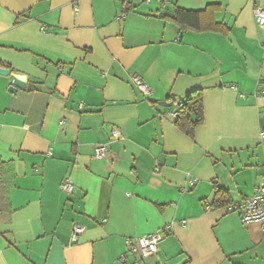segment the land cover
I'll use <instances>...</instances> for the list:
<instances>
[{
    "label": "crops",
    "instance_id": "obj_1",
    "mask_svg": "<svg viewBox=\"0 0 264 264\" xmlns=\"http://www.w3.org/2000/svg\"><path fill=\"white\" fill-rule=\"evenodd\" d=\"M210 4L226 32L164 16ZM253 7L0 0V67L25 80L10 92L0 74V264H264L262 223L205 209L216 188L232 203L252 195L264 172V26ZM194 89L204 118L190 136L172 113ZM96 145L107 155L94 157ZM74 224L83 229L71 241ZM158 229L154 255L127 251L126 238Z\"/></svg>",
    "mask_w": 264,
    "mask_h": 264
},
{
    "label": "built area",
    "instance_id": "obj_2",
    "mask_svg": "<svg viewBox=\"0 0 264 264\" xmlns=\"http://www.w3.org/2000/svg\"><path fill=\"white\" fill-rule=\"evenodd\" d=\"M250 1L254 4L253 15L256 23L260 26H264V4L257 5L256 0ZM131 81L142 94H147L149 92L148 86L142 77L135 75L132 77ZM180 105L179 103L177 107H180ZM172 116L176 117L175 111L172 113ZM112 136H118V131L116 129L113 130ZM107 153L108 149L105 145H96L94 147L93 156L96 158H102L106 156ZM61 188L65 192H70L72 190V184L69 181H65V183L61 185ZM205 209L210 210L211 206L206 205ZM226 209L238 212L242 224H249L252 222L262 223L264 232V172L257 179L252 195L241 199L239 202L231 203ZM82 229V226L79 224H74L72 226L71 241L76 240L77 235ZM164 236L165 230L158 229L140 237L126 238L125 244L127 251L134 254L136 258L141 259L154 255Z\"/></svg>",
    "mask_w": 264,
    "mask_h": 264
},
{
    "label": "trees",
    "instance_id": "obj_3",
    "mask_svg": "<svg viewBox=\"0 0 264 264\" xmlns=\"http://www.w3.org/2000/svg\"><path fill=\"white\" fill-rule=\"evenodd\" d=\"M216 4H210L203 10H186L176 8L172 15H164L176 22L181 29L191 28L195 30L210 29L213 31L226 32L228 27L216 22L211 11ZM208 18V20H206ZM206 20V21H203ZM1 64V63H0ZM181 105L175 109V125L187 134L192 136L195 127L203 122V94L201 89L191 90L184 100L179 102ZM229 192L227 190L216 188L211 202L212 209L227 208L231 204Z\"/></svg>",
    "mask_w": 264,
    "mask_h": 264
},
{
    "label": "water",
    "instance_id": "obj_4",
    "mask_svg": "<svg viewBox=\"0 0 264 264\" xmlns=\"http://www.w3.org/2000/svg\"><path fill=\"white\" fill-rule=\"evenodd\" d=\"M0 74L2 75H8L11 77L12 79V84L11 86H9L8 91L10 92H15L18 88L20 89H24L25 88V80H23L22 78H20L18 75L14 74V73H10L8 68L5 67H0ZM162 105H171L167 104L166 102H161Z\"/></svg>",
    "mask_w": 264,
    "mask_h": 264
}]
</instances>
